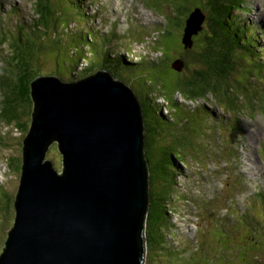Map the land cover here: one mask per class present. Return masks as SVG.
Instances as JSON below:
<instances>
[{
  "label": "rangeland",
  "instance_id": "374dc122",
  "mask_svg": "<svg viewBox=\"0 0 264 264\" xmlns=\"http://www.w3.org/2000/svg\"><path fill=\"white\" fill-rule=\"evenodd\" d=\"M204 1L208 0H85L84 6L76 9L71 2L69 3L70 7L60 6L59 8L61 0H53L52 8L57 12V18L59 17V29L64 28L65 31L70 29L69 33H61L56 38L54 30L44 28V19L37 20L40 9L36 7L35 0H9L7 3H0V38L3 37V40H6L4 44L0 43V60L3 59L2 67H4V59L8 60L7 63L10 60H16L24 64L31 59L35 62L40 61L43 66L41 69L32 66L33 75H59L66 79L71 73V63L83 56L84 59L79 62V66L83 67L80 70L82 72L74 76V79L77 80L85 74H91L95 65L101 67L105 64L103 59L98 58V54L104 51L115 54L111 57L113 60L116 56L125 61L127 65H129V59L137 61L140 55L147 56L152 63L161 58L162 60L156 62L155 66L144 63L146 65L144 68V66L139 67L132 64L133 68L130 67L127 70L128 75L125 77L112 74L128 83L139 95L145 94L151 89L154 91L152 93L154 97H156L155 94L162 96L161 100L158 98L155 102L148 100V106L151 108L155 106L154 110L160 111V113L154 112L153 114L156 116L162 114L168 118L165 119L167 120L165 123L161 118H155L156 125L161 129L160 133L156 134L159 137L157 142L161 143V136L168 140L169 135L165 133L166 131L175 133L173 142L175 141V146L179 145L184 148L183 155L190 164L189 167H185L183 164L174 167L173 183L175 184L170 190L163 193L167 197L165 203L169 212H166L167 220L163 224L164 227L157 228L166 236L165 245L170 251H177L176 248L185 249V247L194 250L200 246L201 252H195L198 254L199 263H203V258L200 256H205L210 258L213 264H257L251 257L253 254L260 257L262 261L259 262L260 264H264V212L251 204H246L248 198L251 199V203L257 204L258 202L255 199L252 200L253 194L249 197L251 192L246 190L240 193L238 191V194L235 195L237 201L233 199L232 203L236 212H229L233 219L229 215L228 225L214 226V222L219 223L221 215L228 212L233 192L242 189L241 185L235 184L236 181L231 180L229 175L226 176L225 159L228 151H222V149L227 147L226 134L223 131L227 121L219 114L226 116H229V113L234 114V117L229 121L230 127L236 124L238 116L250 118L255 116L253 120L247 117L241 120L244 128L248 125L252 130H243L248 144L241 143V148L244 145V148L248 147V149L243 148L240 151V168L237 173L243 179L249 178L250 190L257 185L259 188L264 186V161L256 157V148L260 143L259 137L264 139V70L261 71L260 66H257L255 68L256 78L251 76L253 69L251 57L246 53H239L241 59H244L249 65L243 61L237 63L232 61L228 64L226 77L222 79L220 88L215 93L213 105L218 109L210 104L207 105L203 99L196 102L189 99L185 104L180 102L186 111L193 109L194 105H198L196 107L198 109L207 108L208 119L218 113L216 117H212L213 129L211 133H208L210 129L203 131V127H200L206 120L202 111L181 114L180 106L176 101L177 97L187 98L190 94L189 87H186L184 83L186 78L184 75L191 72V78L194 81H199L201 78L199 70L203 72L202 69H207L199 68L195 62L191 61L189 52H186L190 48H185L182 44L178 28L177 31L176 29L171 30L169 26L165 25L164 27L157 26V31L154 33L151 31L156 24L163 21L165 23L167 15H172L173 18L174 14H179L182 11L180 16L184 17L187 11L190 12L194 6H202ZM240 1L238 3L241 5L237 6L236 11H231L230 15H235L236 19L239 18L241 21L260 25L263 23L264 25V0ZM231 2L235 4L237 0H231ZM164 5H167L166 12L163 10L159 12L161 8L158 7L162 6V9H165ZM4 12L6 13L4 14ZM97 12H100V15ZM126 18L130 22L125 20ZM133 20L132 28L131 21L133 22ZM33 22H36L37 25H33ZM27 25H33L34 30L36 26L41 29L35 30L32 36ZM21 26H23L22 29ZM251 29V40L260 48L256 38L252 35L255 27L252 26ZM20 31L21 38H19ZM139 31L143 35H141V41ZM180 32L182 33V31ZM2 33L4 36H1ZM114 34H117L115 40H113ZM157 36L158 38H156ZM71 48L77 51L76 55L70 56L67 54L68 52L65 54L62 52ZM194 49H199V47L192 48V50ZM59 53L63 55L60 57ZM177 61L182 65L181 70L173 67L177 65L175 64ZM86 62H89V66H85ZM217 66L219 70L222 69L219 63ZM261 66L264 68V65ZM143 71L145 73L141 75ZM134 75L137 77L136 81L133 80ZM231 80L234 81V84L237 82L239 85L237 90L236 87L235 90L233 89L232 84L230 85ZM146 81L153 82V87L147 85ZM252 92L255 94L253 99H250L252 102H249ZM0 93L2 94L1 90ZM6 96L4 93L0 95V101L2 98H7ZM205 96L208 99L209 95ZM163 99L168 108L164 104H160ZM159 108L160 110H158ZM226 108L229 113L223 111ZM24 118L25 121L21 120L20 122L27 123L26 129L28 130L31 116L25 115ZM4 120L0 117V254L4 249L8 232L14 223L13 200L21 181L22 169L19 168V165L22 164L21 150L23 138L27 133V130L20 132ZM198 131L200 136L204 133L201 138H209L206 141L209 145L196 138L195 133ZM7 157L9 158L7 159ZM47 158L52 160L57 169H61L62 156L56 142L49 147ZM10 159L13 164L9 162ZM234 160L238 162L237 158ZM255 160L261 169L254 163ZM252 165L254 168L251 167ZM228 166H230L229 163ZM162 201L163 199H159L158 205ZM150 204L149 202V209ZM260 206L263 208L262 203ZM246 207L256 214L249 212ZM256 223L258 225L255 227ZM166 226H169V229ZM258 226L260 228L256 230ZM158 246L154 244L150 249L145 241L144 264H157L156 260L158 261L160 257L157 251L160 250ZM174 257L176 258V256ZM194 257L196 255L190 256L189 251L186 253L182 251V253L179 252V262L174 261L172 264H193Z\"/></svg>",
  "mask_w": 264,
  "mask_h": 264
},
{
  "label": "water",
  "instance_id": "95a60500",
  "mask_svg": "<svg viewBox=\"0 0 264 264\" xmlns=\"http://www.w3.org/2000/svg\"><path fill=\"white\" fill-rule=\"evenodd\" d=\"M204 19L200 7L191 11L184 47L192 48ZM30 89L15 218L0 264H144L149 169L135 92L106 71L72 82L38 76ZM54 142L61 169L46 158Z\"/></svg>",
  "mask_w": 264,
  "mask_h": 264
},
{
  "label": "trees",
  "instance_id": "16d2710c",
  "mask_svg": "<svg viewBox=\"0 0 264 264\" xmlns=\"http://www.w3.org/2000/svg\"><path fill=\"white\" fill-rule=\"evenodd\" d=\"M8 0H0V3H5ZM85 0H61L60 6L66 7L69 6V3L76 7V9L84 6ZM225 4L223 5L222 0H208L204 1L203 10L205 12V20L203 22V29L202 31L194 35L193 41L194 44L192 48L199 47V49L192 48L187 49L186 52H189V57L192 58L191 61L195 62L196 65H198L199 68H206L207 70H199L200 72V80L194 81V79L191 78V72H188L187 75H184L185 78V86L189 87V96H195L196 94H203L207 92L216 93L219 90V86L221 85L222 79L226 77V72L228 69V64L233 61V56L231 55V51L233 49L241 48L239 44V35L235 34V30L228 29V22L227 19L229 16V11L231 3H227L231 0H224ZM36 7L40 9L38 21H41L42 19L45 20L44 22V28H48L49 30H54L56 38L61 33H69L70 29H67L66 31L64 28L59 29V17L57 18V12L53 10V0H35ZM221 6L224 8L221 9ZM73 7V8H75ZM195 7V6H194ZM193 7V8H194ZM173 10L171 11V13ZM183 12L180 11L179 14H174L173 18L172 15H169V22L173 20V23H171V30L177 31L180 33V36L182 37L184 28L186 25V17L188 15L187 13L184 14V17H181L180 15ZM224 15V20H223ZM36 20V21H37ZM24 25V24H21ZM33 25H37L36 22H33ZM29 26V31L31 32L32 36L34 35L35 30H39L41 28L37 27L35 30L32 28V26ZM23 26H21L22 29ZM182 31V34L181 32ZM165 34V32H163ZM73 34V33H72ZM238 35V36H237ZM225 36V37H224ZM75 37V35H74ZM117 37V34H114V38ZM19 38H21V31L19 33ZM243 39L245 41H250L246 37L243 36ZM112 40V39H111ZM109 42V41H108ZM223 52H226L227 59L224 60L221 57V54ZM64 54L68 52L67 54L70 56L76 55L77 51L73 48L70 50L62 51ZM241 51H238V54ZM229 54V55H228ZM63 55V54H62ZM61 53H59V56H62ZM109 52L106 53L104 56L105 64L102 65L103 68L106 70L114 73V75L120 76V74L128 75L127 70H129L130 66H133L132 64H136V62H130L129 65L125 64V61L119 59L113 60L111 57H108ZM142 62L148 64L149 66H155L156 62H160L162 59L157 60L155 63H152L150 59L147 56H141ZM11 58H13L11 56ZM84 57L80 56L77 60H75L73 63H71V73L68 76V78H62L59 75L58 78L62 81L71 82L74 81V76L76 74H79L80 69H78L79 62L83 60ZM2 60H0V90L2 94L4 93L7 95L5 99H1L0 103V117L2 119H5L4 121L6 123H10L14 128L18 129L20 132L27 130L26 126L27 123L20 122L21 120L25 121L24 116L28 115L31 116L33 111V100L31 99V89H30V83L31 81L40 76L37 74H32V66H37L39 69L42 68L43 63L35 62L33 59L28 61L27 63H21L20 61H12L10 60L7 63V59H4V67L2 64ZM139 61V59H138ZM209 62V63H208ZM220 64L222 66V69L219 70L217 67V64ZM151 64V65H150ZM153 64V65H152ZM141 65V64H138ZM128 67V68H127ZM96 68V66L94 67ZM126 69V70H125ZM204 75V76H203ZM215 75V76H214ZM121 77V76H120ZM116 79V77H114ZM133 80H137L134 79ZM148 83V84H147ZM153 82L146 81V84L153 87ZM155 86L156 83H154ZM137 91V90H136ZM154 91L149 89L147 93L139 95L138 92H135V94L139 97V102L144 118V136H145V145H144V156L148 161V169H149V197H150V209H148L147 213V220H146V244H148V248H152V245H159L158 247L160 250H157L160 255L159 260H156L157 264H172L174 261H178L179 258V252L182 253L186 251L190 252V256L196 255V257L193 258V264H213V261H210V258L205 256H200L203 258V263L198 261V254H196L198 251L201 252L200 246L197 247V249H192L190 247L176 248L174 251H170L168 247H166V236L165 234H162V232L158 231L157 227H164V223L167 220L166 219V212H169L167 204L165 203L167 197L163 194L164 192H167L172 188V186L175 184L173 183L174 177H173V171L174 167L179 166V161L183 163H187V160L185 159V156L183 155L184 148L181 146H175V141L173 142L174 134L173 132L166 131L169 135L168 140L161 136V143H158L157 140L159 137L156 136L157 133H160V127L156 125L155 118H161L164 120V123L167 122V117H164L162 115L156 116L153 114L154 112L160 113V111H155V106H152L151 108L149 105L148 100L151 102H155L158 97H160V94H155L156 97L152 94ZM0 93V95H2ZM141 96V97H140ZM148 98V99H147ZM167 108V106H166ZM26 109V110H25ZM160 110V108L158 109ZM153 111V112H152ZM24 113V114H23ZM185 114H187L186 111H184ZM31 123V121H30ZM29 123V125H30ZM171 126V125H170ZM12 127V128H13ZM28 131V130H27ZM196 135V134H195ZM197 139L200 140V134L199 132L196 135ZM164 138V139H163ZM165 140V142H164ZM23 146V145H22ZM186 149V148H185ZM22 152V150H21ZM9 157H7L8 159ZM12 163L11 159L9 161ZM16 163V162H15ZM13 164V163H12ZM188 164V163H187ZM175 165V166H174ZM19 168L22 169V164L19 165ZM16 199V197H15ZM13 200V202L15 201ZM159 199L163 201L159 203ZM166 228L169 229V226H166ZM5 244V243H4ZM200 244V243H198ZM223 252H225L224 249H222ZM196 252V253H195ZM195 253V254H194ZM176 256V258L174 257ZM189 257V256H188ZM253 260L256 261L257 264H260L261 261L260 257L258 255H251ZM192 258V257H189ZM179 262V261H178ZM262 262V261H261Z\"/></svg>",
  "mask_w": 264,
  "mask_h": 264
},
{
  "label": "bare ground",
  "instance_id": "6f19581e",
  "mask_svg": "<svg viewBox=\"0 0 264 264\" xmlns=\"http://www.w3.org/2000/svg\"><path fill=\"white\" fill-rule=\"evenodd\" d=\"M9 1V0H8ZM8 1H6L5 3H7ZM127 17V16H126ZM107 40V39H106ZM113 40H115L114 39V37H113ZM115 43V42H114ZM245 57V56H244ZM215 76V75H214ZM139 98V97H138ZM138 101H139V99H138ZM139 104H140V102H139ZM141 105V104H140ZM165 106V105H164ZM166 107V106H165ZM168 108V107H167ZM173 114V113H172ZM195 137V136H194ZM197 140V139H196ZM50 160V159H49ZM55 166V165H54ZM180 166V165H179Z\"/></svg>",
  "mask_w": 264,
  "mask_h": 264
},
{
  "label": "clouds",
  "instance_id": "9594fccd",
  "mask_svg": "<svg viewBox=\"0 0 264 264\" xmlns=\"http://www.w3.org/2000/svg\"><path fill=\"white\" fill-rule=\"evenodd\" d=\"M113 75V74H112ZM40 76H46V75H40ZM54 77H57V76H54ZM113 77H114V75H113ZM58 78V77H57ZM116 79H118V78H116ZM62 81V80H61ZM62 82H66V81H62ZM129 85V84H128ZM130 86V85H129ZM131 87V86H130ZM132 88V87H131ZM133 89V88H132ZM133 91H134V89H133ZM135 92V91H134ZM47 158V157H46Z\"/></svg>",
  "mask_w": 264,
  "mask_h": 264
}]
</instances>
